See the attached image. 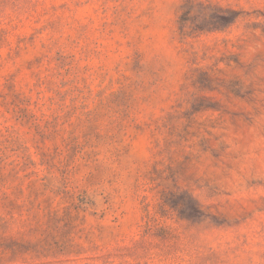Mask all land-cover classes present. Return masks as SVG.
<instances>
[{"label": "rangeland", "instance_id": "rangeland-1", "mask_svg": "<svg viewBox=\"0 0 264 264\" xmlns=\"http://www.w3.org/2000/svg\"><path fill=\"white\" fill-rule=\"evenodd\" d=\"M0 264H264V0H0Z\"/></svg>", "mask_w": 264, "mask_h": 264}]
</instances>
